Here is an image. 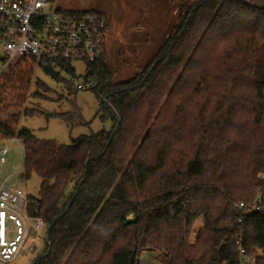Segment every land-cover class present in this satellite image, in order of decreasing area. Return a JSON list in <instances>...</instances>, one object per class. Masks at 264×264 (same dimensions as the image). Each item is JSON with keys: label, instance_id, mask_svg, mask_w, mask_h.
Returning a JSON list of instances; mask_svg holds the SVG:
<instances>
[{"label": "trees", "instance_id": "trees-1", "mask_svg": "<svg viewBox=\"0 0 264 264\" xmlns=\"http://www.w3.org/2000/svg\"><path fill=\"white\" fill-rule=\"evenodd\" d=\"M184 19L161 61L126 81H113L106 55L87 65L113 128L66 144L0 117V136L23 140L26 178H42L28 214L57 220L33 264H141L144 249L169 264H241V247L264 264V134H247L264 126V0H196ZM37 63L48 61L12 62L0 90H27ZM37 85L36 95L52 89Z\"/></svg>", "mask_w": 264, "mask_h": 264}, {"label": "rangeland", "instance_id": "rangeland-1", "mask_svg": "<svg viewBox=\"0 0 264 264\" xmlns=\"http://www.w3.org/2000/svg\"><path fill=\"white\" fill-rule=\"evenodd\" d=\"M195 1L55 0V6L72 10L96 9L108 14L111 22V41L106 61L113 71V81L122 82L133 77L141 68L150 66L161 56L162 46L171 35L180 31L184 25L185 12ZM19 58H15L13 64L18 62ZM3 64L4 53L0 49V71ZM25 70L29 71L25 76L27 90L13 86L10 90H0V117L4 121L18 128L27 126L40 138H53L66 144L81 134L113 128L114 121L111 117L103 121L98 115L102 103L93 89L78 88V84L86 80L87 63L84 60L71 61L68 66L60 68L58 78H54L39 63ZM38 80L46 82L52 89L49 92L40 89V94L36 95ZM15 93L17 95L12 101ZM28 109L30 115L26 113ZM68 111L81 118L73 124L57 117L47 118L46 114H43ZM247 134H264V126L252 125ZM15 137L16 139L11 137L3 141L10 147V151L7 161L0 166V186L4 183L17 185L22 187L27 195L37 196L42 178L35 171L29 178H18L20 173L25 171V147L23 140ZM259 195L264 197V191L259 192ZM202 222L203 220H198L195 223L194 232L189 238L191 242L195 241V231ZM28 223L34 226V218L30 217ZM10 224L13 225V222ZM46 237L47 228L35 235H28L26 247L10 264H33L34 259L43 254L46 248ZM139 259L141 264H169L166 254L157 249L140 251Z\"/></svg>", "mask_w": 264, "mask_h": 264}, {"label": "built area", "instance_id": "built-area-1", "mask_svg": "<svg viewBox=\"0 0 264 264\" xmlns=\"http://www.w3.org/2000/svg\"><path fill=\"white\" fill-rule=\"evenodd\" d=\"M110 41V18L101 12L63 9L55 6V0H0V49L4 53L0 76L15 58L22 56L48 61L47 64L57 70L76 60H84L88 65L107 54ZM92 85V78L86 77L85 81L78 84V88H91ZM5 139L0 136V166L7 161L10 151V147L3 143ZM18 178L24 180L25 171ZM241 205L244 206V202ZM30 217L24 189L17 185L2 184L1 264H10L26 247L28 235H35L47 228L41 217H33L35 224L30 226ZM241 252V264L255 263L256 258L245 254V248L241 247Z\"/></svg>", "mask_w": 264, "mask_h": 264}, {"label": "water", "instance_id": "water-1", "mask_svg": "<svg viewBox=\"0 0 264 264\" xmlns=\"http://www.w3.org/2000/svg\"><path fill=\"white\" fill-rule=\"evenodd\" d=\"M160 61H161V58H158V59L155 61V63L153 64L152 68H153L158 62H160ZM45 68H46V70H47V71H48V72H49L54 78H58V77H59L60 71L57 70V69H55L52 65H50V64H46ZM108 97H109V95L106 96V100H105L106 103H107V99H108ZM107 105H108V104H107ZM119 123H120V122H119ZM118 126H119V124H118ZM113 137H114V134H113L112 137L110 138L108 145L111 143ZM79 189H80V188H78V190H79ZM74 199H75V196L72 198L70 204L73 202ZM56 221H57V220H55L54 222H52V223L48 226V228H47V241H48V243L50 244V246H51V244H52V242H51V236H50V230H51L52 226L55 224ZM32 232L34 233V231H32ZM46 254H47V253H46ZM46 254H43V256H45Z\"/></svg>", "mask_w": 264, "mask_h": 264}]
</instances>
